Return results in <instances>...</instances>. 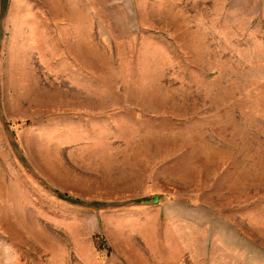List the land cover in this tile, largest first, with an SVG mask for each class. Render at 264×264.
<instances>
[{"label":"rangeland","instance_id":"obj_1","mask_svg":"<svg viewBox=\"0 0 264 264\" xmlns=\"http://www.w3.org/2000/svg\"><path fill=\"white\" fill-rule=\"evenodd\" d=\"M0 264H264V0H0Z\"/></svg>","mask_w":264,"mask_h":264},{"label":"trees","instance_id":"obj_2","mask_svg":"<svg viewBox=\"0 0 264 264\" xmlns=\"http://www.w3.org/2000/svg\"><path fill=\"white\" fill-rule=\"evenodd\" d=\"M55 191V190H54ZM56 194H58L59 192L58 191H55ZM64 196H67V194L64 193Z\"/></svg>","mask_w":264,"mask_h":264},{"label":"water","instance_id":"obj_3","mask_svg":"<svg viewBox=\"0 0 264 264\" xmlns=\"http://www.w3.org/2000/svg\"><path fill=\"white\" fill-rule=\"evenodd\" d=\"M153 199H155V196L153 197Z\"/></svg>","mask_w":264,"mask_h":264}]
</instances>
